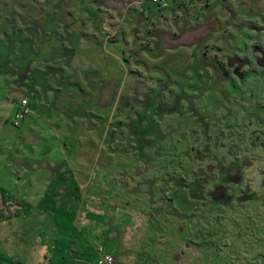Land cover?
I'll return each mask as SVG.
<instances>
[{
    "label": "rangeland",
    "instance_id": "1",
    "mask_svg": "<svg viewBox=\"0 0 264 264\" xmlns=\"http://www.w3.org/2000/svg\"><path fill=\"white\" fill-rule=\"evenodd\" d=\"M162 1L0 0V264H264L255 0Z\"/></svg>",
    "mask_w": 264,
    "mask_h": 264
},
{
    "label": "flooded vegetation",
    "instance_id": "2",
    "mask_svg": "<svg viewBox=\"0 0 264 264\" xmlns=\"http://www.w3.org/2000/svg\"><path fill=\"white\" fill-rule=\"evenodd\" d=\"M220 1L224 2L225 0H220ZM227 4H228V0H226L224 3V12L229 11ZM245 4H246L245 1H240L238 8L243 7L244 9H246ZM253 11L254 13L251 17L247 16L248 18H245V24H244V26L255 28V37H254L255 46L251 50L252 51L251 55L244 53V57L242 60L240 61L232 60L229 62V64L233 65L234 67L236 66L234 64L237 63L239 68L243 69L245 66L248 65V60H249L254 65L255 79L257 83L259 84V86L261 87L260 88V97H261L260 102L262 103L264 101V0H255ZM212 17H213V21H215L214 18L216 17L214 15ZM208 18H209V21L212 20L210 19V16ZM199 33H200V30L195 31V33L193 34V37L199 36L198 35ZM230 68L232 69V66H230ZM259 119H260L259 123L261 124V126H263L264 125L263 124L264 122L263 121L264 119V105L263 104L259 105ZM219 194L220 193H216L214 197L216 198V196H218Z\"/></svg>",
    "mask_w": 264,
    "mask_h": 264
},
{
    "label": "built area",
    "instance_id": "3",
    "mask_svg": "<svg viewBox=\"0 0 264 264\" xmlns=\"http://www.w3.org/2000/svg\"><path fill=\"white\" fill-rule=\"evenodd\" d=\"M154 3L156 5H159L160 7H165L162 0H154ZM28 114L29 110L27 102L23 100L17 105L16 111L13 113V116L11 118L12 126L18 128L20 123H22V121L28 116ZM97 264H112V257L109 255H103L98 260Z\"/></svg>",
    "mask_w": 264,
    "mask_h": 264
},
{
    "label": "crops",
    "instance_id": "4",
    "mask_svg": "<svg viewBox=\"0 0 264 264\" xmlns=\"http://www.w3.org/2000/svg\"><path fill=\"white\" fill-rule=\"evenodd\" d=\"M15 108H17V107H15ZM15 108H14V111L16 110ZM2 116H3V115H2ZM12 116H13V113L11 114V116H10L9 118L11 119V118H12ZM1 120H3V122H5V123H6V122H7V120H9V119L7 118V120H6V117L4 116V117H3Z\"/></svg>",
    "mask_w": 264,
    "mask_h": 264
},
{
    "label": "trees",
    "instance_id": "5",
    "mask_svg": "<svg viewBox=\"0 0 264 264\" xmlns=\"http://www.w3.org/2000/svg\"><path fill=\"white\" fill-rule=\"evenodd\" d=\"M105 255H107V254H105Z\"/></svg>",
    "mask_w": 264,
    "mask_h": 264
}]
</instances>
